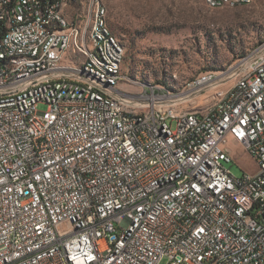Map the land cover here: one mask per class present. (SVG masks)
Segmentation results:
<instances>
[{
    "label": "built area",
    "instance_id": "obj_1",
    "mask_svg": "<svg viewBox=\"0 0 264 264\" xmlns=\"http://www.w3.org/2000/svg\"><path fill=\"white\" fill-rule=\"evenodd\" d=\"M60 1L0 0V53L28 56L0 67V264H264V48L186 97L104 92L68 57L79 20L32 41ZM44 57L53 80L30 78Z\"/></svg>",
    "mask_w": 264,
    "mask_h": 264
},
{
    "label": "rangeland",
    "instance_id": "obj_2",
    "mask_svg": "<svg viewBox=\"0 0 264 264\" xmlns=\"http://www.w3.org/2000/svg\"><path fill=\"white\" fill-rule=\"evenodd\" d=\"M101 1L109 28L125 50L118 90L127 93L156 90L186 97L203 72L227 73L238 61L253 59L264 44V0L216 9L206 0ZM88 8V3L85 8L71 5L66 13L71 22L79 20L82 29L86 19L78 15ZM68 57L75 66L85 61L74 45ZM229 143L234 161L226 166L233 175L255 174L256 162L235 142Z\"/></svg>",
    "mask_w": 264,
    "mask_h": 264
},
{
    "label": "bare ground",
    "instance_id": "obj_3",
    "mask_svg": "<svg viewBox=\"0 0 264 264\" xmlns=\"http://www.w3.org/2000/svg\"><path fill=\"white\" fill-rule=\"evenodd\" d=\"M251 2L252 0H206L207 5L214 9L223 6L247 5ZM86 3L89 5L88 11L85 14H81L80 17L86 19L85 25L82 29L77 25L74 33L69 34L70 48L74 45L78 53L85 57L84 63L76 66L79 67V76L81 79L89 82L106 81L102 84V91L116 92L119 83L115 82H120L122 78L120 71L124 60V47L109 28L108 11L102 1L99 0L98 3L85 1ZM77 4L81 5L82 0H62L59 3V10H51L47 13L44 20L40 22V26L34 29L32 33V41H37V49L46 48L47 35H51L57 30L75 26V21L71 22L67 14L66 16L60 15L59 11H66L69 6ZM98 32L101 35H97ZM95 35H97L96 42ZM83 42L87 50H92L94 57L84 50ZM260 48H264V44ZM115 51H118V53H115ZM243 60L252 61L253 59ZM27 63L28 56H5L4 53H0V67H3V69H10V67L19 68L27 65ZM88 64H90L91 68ZM53 69L54 59L52 57H44V63L42 65L30 64V78L53 80ZM207 74L214 73L209 72ZM201 77L203 75L194 79L191 84L193 89H197V83ZM173 175L176 176L166 177L164 192L180 191L182 182H188L187 172H183L182 166H173Z\"/></svg>",
    "mask_w": 264,
    "mask_h": 264
},
{
    "label": "trees",
    "instance_id": "obj_4",
    "mask_svg": "<svg viewBox=\"0 0 264 264\" xmlns=\"http://www.w3.org/2000/svg\"><path fill=\"white\" fill-rule=\"evenodd\" d=\"M218 8H221V7H218ZM216 9V8H215Z\"/></svg>",
    "mask_w": 264,
    "mask_h": 264
}]
</instances>
